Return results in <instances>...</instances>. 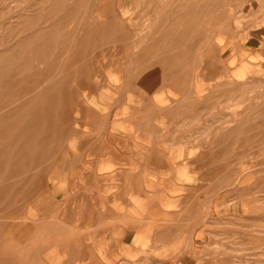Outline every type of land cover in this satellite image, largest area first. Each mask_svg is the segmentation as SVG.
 I'll use <instances>...</instances> for the list:
<instances>
[{
    "label": "rangeland",
    "instance_id": "obj_1",
    "mask_svg": "<svg viewBox=\"0 0 264 264\" xmlns=\"http://www.w3.org/2000/svg\"><path fill=\"white\" fill-rule=\"evenodd\" d=\"M216 37L230 55L253 44L254 60L243 52L254 61L252 75L239 82L214 79L197 104V115L213 117L211 123L187 135L229 140L234 154L222 156L221 170L203 179L213 178L218 208L247 203L243 210L254 219L232 216L212 226L230 229V235L217 237L230 241L229 264H264V0H0V252L10 251V228L16 227L22 228L23 264L68 259L62 245L81 228L70 230L53 219L52 212L62 207L51 185L78 158L72 142L91 132L95 115L87 100L110 80L106 71L126 76L132 67H165L169 59L180 66L197 62L206 74L216 57L209 47ZM237 42L241 48L232 46ZM184 104L182 114H194ZM183 128L187 132L188 124ZM208 191L182 193H197L207 214ZM182 204L184 213L194 208L189 199ZM112 206L122 209L116 202ZM175 222L166 216L161 226ZM152 253L136 251L135 258Z\"/></svg>",
    "mask_w": 264,
    "mask_h": 264
},
{
    "label": "crops",
    "instance_id": "obj_2",
    "mask_svg": "<svg viewBox=\"0 0 264 264\" xmlns=\"http://www.w3.org/2000/svg\"><path fill=\"white\" fill-rule=\"evenodd\" d=\"M224 44L217 37L210 41L216 57L206 74H200L195 61L180 66L169 59L165 67L153 64L143 71L127 69L128 78L114 69H110V75L104 73L110 80L97 87L87 100L95 115L91 132L72 142L78 158L51 185L55 201L62 207L52 212L56 216L53 219L68 223L70 230L93 227L89 233L79 230L70 243L62 245L70 253L62 264L230 263L226 255L230 241L223 243L217 238L230 235V229L212 225L232 216L254 217L243 210L247 203L218 208L214 180L203 179V174L221 170V157H230L234 152L227 144L229 140L222 144L225 136L190 137L202 129L199 125L211 123L213 117L197 115V104L214 79L239 82L252 75V55L257 51L250 46L253 44L244 43L246 47L242 48L252 60L240 49L230 55L229 49H223ZM232 46L241 48V43ZM115 78L118 83L113 82ZM104 87L109 90L104 91ZM184 101L194 114H182ZM204 187L209 190V198L204 199L211 206L207 214L199 205L197 193H182ZM186 199L194 208L184 213L182 202ZM114 202L122 209L113 207ZM101 204H107V208L99 210ZM166 216L176 220L177 226H161ZM152 220L160 224L156 226ZM10 229L14 243L10 251L0 252V264H23L22 228ZM39 251L36 249V253ZM136 251L153 253L149 258L136 259ZM92 252L94 259L88 260Z\"/></svg>",
    "mask_w": 264,
    "mask_h": 264
},
{
    "label": "bare ground",
    "instance_id": "obj_3",
    "mask_svg": "<svg viewBox=\"0 0 264 264\" xmlns=\"http://www.w3.org/2000/svg\"><path fill=\"white\" fill-rule=\"evenodd\" d=\"M151 2H152V1H151ZM195 9H196V8H195ZM96 11H97V10H96ZM93 15H94V13H93ZM99 15H100V14H99ZM102 15H103V14H101V17H102ZM132 15H133V14H132ZM139 19H140V18H139ZM94 20H95V18H94ZM97 20H98V19H97ZM99 21H101V19H99L98 22H99ZM138 22H140V21H138ZM140 23H141V22H140ZM117 24H118V22H117ZM135 29H136V28H135ZM77 41H78V40H77ZM165 50H166V49H165ZM31 83H32V82H31ZM28 95H29V94H28ZM11 98H12V97H11ZM23 99H24V98H23ZM25 99H26V98H25ZM6 110H7V109H6ZM2 111H4V110H2ZM2 111H0V113H1ZM2 113H3V112H2ZM187 144H188V143H187ZM83 179H84V177H83ZM108 220H109V219H108ZM147 254H148V253H147ZM144 259H145V258H144Z\"/></svg>",
    "mask_w": 264,
    "mask_h": 264
}]
</instances>
